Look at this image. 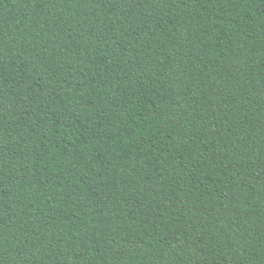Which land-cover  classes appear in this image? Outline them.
<instances>
[{"label": "trees", "instance_id": "trees-1", "mask_svg": "<svg viewBox=\"0 0 264 264\" xmlns=\"http://www.w3.org/2000/svg\"><path fill=\"white\" fill-rule=\"evenodd\" d=\"M0 264H264V0H0Z\"/></svg>", "mask_w": 264, "mask_h": 264}]
</instances>
